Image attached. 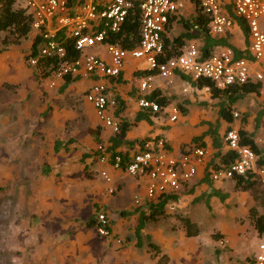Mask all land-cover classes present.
<instances>
[{"label":"crops","instance_id":"0c3cea01","mask_svg":"<svg viewBox=\"0 0 264 264\" xmlns=\"http://www.w3.org/2000/svg\"><path fill=\"white\" fill-rule=\"evenodd\" d=\"M177 6V13L175 14L177 19L181 17L185 20H191L196 14L195 10L198 9L195 0H177ZM227 11L231 14L230 7H228ZM178 25L180 26V31L173 36V32H176V26ZM259 27L264 32V18L260 19ZM184 32L183 27L174 20L170 29L165 33V37L171 41L172 38ZM189 32L192 34L198 33L195 27ZM208 35L214 38H226L234 51L238 50L244 54V56L239 58L251 60L248 51L249 38L248 36L245 38L236 20H233L231 28L224 35L214 36L209 33ZM3 36L4 33L0 34V85L7 88L8 86L6 87L5 84L21 85L22 83H27L28 85L25 87L27 88L31 87L33 85L32 81H34L37 88L39 87L40 89L37 91L38 94L43 92L48 97V101L51 99L49 114L43 113L47 131L51 135V150L48 151L49 156H47V160L51 159L52 162L49 165L51 169H49L47 164L44 165L41 168L40 175L26 177V182L21 183L18 186L19 188L17 187L21 201H27V211L23 218H19V222L15 226L17 234L15 235L16 242L12 252L19 254L14 257V264H99L101 261L106 264H125V260L132 264H134L133 262L135 264H157L156 259L151 260L150 257H147L148 261H145L146 259L143 257L139 259L133 252L128 250L125 254L127 258L119 256V252L125 245L123 234L125 235L129 231L125 223L114 218L116 217L115 214L121 216L132 215L133 219L130 224L132 233H134L133 223L138 215L134 211H145L147 207L145 205L147 200L145 193L148 181L145 178H131L124 172L113 169L110 165L99 163L96 151L97 145L110 146V140L115 134L100 124L92 105L85 98V92L92 81L76 79L63 91H60L63 80H55L54 86L49 87L52 78L41 76L36 78L34 68L30 67L25 60L26 55L30 53L34 39L37 38L36 33L32 30L24 39L25 41L22 39L18 45L11 44L5 47L1 45ZM191 43L197 45L199 49L203 46V40L200 37H194L185 40L182 47ZM99 55L104 59L108 58L102 50L99 51ZM23 58L29 66L25 70L22 66ZM135 64H138L137 61L128 56L121 75L117 79L109 81L112 98L116 96L124 102V109L118 115L116 114V106L109 109L111 116L117 122L133 123L136 115L144 112V109H140L138 106V99L142 95H140L137 85L138 76L144 73H134L133 67ZM252 71L259 73L261 79L258 80L253 76L248 83L260 82V94L244 96L230 106L232 109L237 107V109L241 110L242 107L240 105L247 103V98L251 95L264 96V65L253 64ZM180 75L182 74L176 75L172 84L155 77V90H158L161 96H164V91L166 90L172 94L174 92L173 102L170 103L169 100V104L163 107L160 113L156 116L155 114L151 115L149 118L150 123L139 121L132 124L127 130L124 140L133 143V149L122 145L117 148V151L128 152L130 155L133 153L136 143L146 139H162L165 141L167 149L171 153L178 155L184 150L195 147V145L198 146L200 142H193V139L202 137L201 142L204 143L202 146L206 148L207 156L204 163L197 166L194 177L176 191V208L185 206L182 202V195L189 190L192 192L189 196L194 200L197 198L195 194L197 190L206 188L205 190L214 189L222 193L224 188H231L235 194H238L236 204L240 208L239 211H229L231 222L234 224L233 228L219 224L221 234L225 236V238L219 236V239L222 238L219 243H225L228 248L232 249L233 244L237 242L241 243L242 247L245 248L247 242L245 244L241 234L238 235L237 233L245 232L247 227H251L245 218L248 214V209L255 206L254 201L247 192L235 191L232 180L203 181L205 174H208L211 167H209L210 161L214 153L217 152V149L212 147V139L204 135L209 125L212 128L216 125L219 127L218 133L221 138V146L218 152L220 154L228 152L225 149L223 136L230 125L218 118L220 106L227 104L223 98H217L221 102L217 110L218 122L214 125L213 121L207 120V112L208 109H211L210 105L214 104L215 99L210 97V93H208L209 98L202 96L203 93L205 95L207 91L209 92L208 88L198 89L190 84L188 76L186 77L189 79L186 78L188 79L186 80L181 78ZM190 81L193 80L190 79ZM58 91L61 94L57 95L56 92ZM26 94L27 92L23 91L21 95ZM59 100L62 102L59 103ZM175 104L177 105L174 106ZM172 107L177 108L180 112L178 119L174 122L169 120ZM179 107L186 111L185 115L182 114ZM260 111H264V103L253 118L254 125L252 129L246 122L245 124L241 122L238 128L243 127L245 131L252 133L255 144L258 147H264V133L259 127L264 120V116L259 123L256 124L255 122ZM244 117L246 121V115ZM203 119L204 121H202ZM237 119H233L231 126L238 130L237 127H233V123ZM224 124L226 128H223ZM254 130H256V133L260 132V134H254ZM55 134L56 136L54 137ZM55 143H58V151L54 149ZM43 169L44 172H42ZM101 170H106L110 175L112 180L110 185H107L101 178ZM109 187L114 189L111 195L107 193ZM230 195L229 193L226 199H230ZM135 199H139L138 204L134 203ZM21 201L20 205H22ZM61 203H63V206H60ZM125 207H128V209L132 208L131 212L120 210ZM83 208H86L87 211H82ZM101 211H104L110 219L111 237H101L97 235L95 224L92 227L85 224L91 219H94L95 222L97 213ZM17 212L21 213V211ZM259 212L262 213L263 211ZM188 215V212H182V216L189 218ZM192 221L198 225L195 220L192 219ZM176 223L177 221L172 224ZM171 226L168 230L169 235L164 240L163 235L157 238V235L150 228L146 229L147 226L141 231V236L144 230L147 232L146 237H149L158 246L160 255L165 254L167 256V261L161 264H216L212 256L203 254L207 248L212 246V243L204 240L205 236L201 231L196 237L187 238L181 229L171 230ZM198 227L200 229V225ZM163 234L165 233L163 232ZM117 239H120V244L116 243ZM252 245L253 242L250 241V246H247V249H250ZM133 246L136 249H141L143 242L140 248L137 246V241L133 243ZM145 253L148 256L147 248ZM243 255L244 253L241 254V256ZM220 258V264H228L230 261V257L221 256ZM232 263L230 261V264ZM3 264L6 263L3 262Z\"/></svg>","mask_w":264,"mask_h":264},{"label":"built area","instance_id":"2783aa9c","mask_svg":"<svg viewBox=\"0 0 264 264\" xmlns=\"http://www.w3.org/2000/svg\"><path fill=\"white\" fill-rule=\"evenodd\" d=\"M19 3L30 15L32 30L38 39L36 53L27 61L28 64L34 68L41 60H56L57 66L49 76L52 78L49 87L65 76L91 80L85 98L92 105L100 124L113 134L118 132L119 123L109 112L116 106L109 81L121 75L128 56L138 63L133 67L134 73L144 72L138 76V90L142 95L138 106L149 110L152 115L162 110L154 100L145 97L155 90V77L172 84L176 75L182 74L193 81L209 80L218 89L248 83L253 76L261 79V75L252 69L253 64L264 65V32L259 27L260 19L264 18V0H195L200 13L208 20L210 35H224L233 24L232 16L246 23L251 60L236 58L229 46L216 47L205 56L193 43L177 49L174 56H165L163 35L167 32L169 19L177 13V0H19ZM135 8L139 13V41L134 48L127 50L119 46L118 41L111 40L122 32L126 18ZM59 33L64 40H72L77 57L68 56L65 47L58 42ZM100 50L108 56L107 59L99 55ZM231 113L233 119L239 117L237 112ZM179 114L178 109L172 107L169 120L176 121ZM223 141L225 149L236 155V159L218 167L211 166L208 172L210 180L218 182L231 180L234 176H250L264 186V166H258L254 151L240 144L237 129L226 130ZM106 149L103 144L97 145L99 163L110 165L131 178L147 179L146 206L159 195L175 194L194 177L197 166L203 164L207 156L206 148L200 145L175 155L162 139L143 140L136 143L122 167L121 157L110 156ZM100 176L110 185L112 180L106 170H101ZM113 192L112 187L107 189L109 195ZM134 203L138 204L139 199ZM176 207L177 203L171 202L166 209L174 210ZM95 222L97 235L112 236L110 219L104 211L97 213ZM120 242V239L116 240V243ZM258 249L254 264H264V242Z\"/></svg>","mask_w":264,"mask_h":264},{"label":"rangeland","instance_id":"374dc122","mask_svg":"<svg viewBox=\"0 0 264 264\" xmlns=\"http://www.w3.org/2000/svg\"><path fill=\"white\" fill-rule=\"evenodd\" d=\"M176 29V32H173V36L179 33L180 26H176ZM22 64L24 70L29 68L24 58ZM32 84L31 87L27 88H25L28 85L27 83H22L21 85L5 84L6 87L8 86L7 88L0 85V264H3V262L6 264H14V257L19 254L12 252L16 242L15 235L17 234L15 226L19 222V218H23L26 215L27 201H21L18 186L26 182V177H36L40 175L41 168L44 165L47 164L49 169H51L49 165L52 162L51 159L47 160V156H49L48 151L51 150L52 142L51 135L47 131L44 115L47 113L49 114L51 110V99L48 101V97L43 92L38 94L37 91L40 90L39 87L37 88L34 81H32ZM23 91H26L27 94L22 96L21 94ZM206 93L205 95L203 93L202 96L209 98V92L207 91ZM56 94L59 95L61 93L58 91ZM164 96L167 97L171 103L174 100L175 94L174 92L172 94L166 90L164 91ZM247 99V103H244L242 106L240 105V107H242L241 110L237 109V107L234 109L230 107L232 112H237L240 115L239 118L234 121L233 127L238 128L241 122H243L242 118L246 115L244 124L245 122L248 123L252 129L254 125L253 118L264 103V96L251 95ZM58 102L61 103L62 101L59 100ZM220 102L221 100L215 99L214 104L210 105L211 109H208L207 112V120L213 121L214 125L218 122L217 110ZM63 104H65V102H63ZM176 105L177 104L174 106ZM201 107L205 108L204 106ZM202 121H204V119ZM224 127L225 124L223 128ZM259 127L264 133V120ZM253 132L256 135L260 134V132L256 133V130ZM55 136L56 134L54 137ZM205 189L197 190L195 193L197 198L194 200L189 196L192 193L190 190L184 193L182 195V202L185 206L182 208H175L174 210H169L167 208L166 213L169 217L159 218L157 222L147 223L145 225L147 226L146 229L148 230L150 228V230L157 235V238L163 235L164 240V238L169 235L168 230L170 226L176 221L174 215H182V212L186 211L189 214V218L195 220L198 225H200V231L205 236L204 240L212 243V246L207 248L203 254L212 256L216 264L221 263V256L230 257V261L233 262L232 264H254L255 257L258 255L259 244L264 242V234L258 236L252 226L247 227L245 232L237 233L238 235L241 234V238L244 239L243 242H245V244L247 242L246 245L248 247L250 246V241L253 242L250 249H247V246L243 248L241 243L237 242L233 244V248L231 249L228 248L225 243H219L222 238H211L212 233H217V235L225 238V236L221 234L219 224L228 225L230 228H233L234 224L231 222L229 211H239L240 207L236 204L238 194H235L231 188H224L222 193H227V195L230 193L231 195L230 199H225L221 202L217 197H208L207 193L209 190ZM20 201L22 205H20ZM60 206H63V203H61ZM131 209L132 208L128 209V207H125L120 210L131 212ZM17 211H21V213L19 214ZM82 211H87V209L83 208ZM115 211L118 212L119 210ZM115 216L114 218L126 224L129 231L126 232L125 235L123 234L125 245L119 252V256L125 257L128 250L133 252L137 258L141 259L143 257L146 259L145 261H148L147 257H150V254L148 253V256H146L145 253L147 232L145 230L142 232L143 247L141 249H136L133 246L136 240L133 236L130 224L133 219L132 215L127 214V216H121L115 214ZM163 232L165 234H163ZM129 242L131 243L127 245ZM242 253H244L243 256H241ZM125 261V264H132L128 262V260ZM230 261L228 264H230ZM133 263L135 264V262ZM99 264L106 263L101 261Z\"/></svg>","mask_w":264,"mask_h":264},{"label":"trees","instance_id":"16d2710c","mask_svg":"<svg viewBox=\"0 0 264 264\" xmlns=\"http://www.w3.org/2000/svg\"><path fill=\"white\" fill-rule=\"evenodd\" d=\"M196 14L191 20H185L183 18L177 19V15H174L171 19H169L167 25H166V31H168L172 25V22L176 20V23L180 24L183 29L185 30L184 33L179 34L178 36L174 37L169 41V39H166L165 34L163 35V41H164V47H165V56L171 57L176 55L177 49L181 48L184 44L185 40L194 38V37H200L203 40V46L200 48L203 55H208L213 48L215 47H224L229 46L230 44L226 38L223 37H211L208 35L207 32V24L208 20L206 17H204L199 9H196ZM233 20L237 21V23L240 25L242 32L247 38L248 36V28L247 25L245 26V22L237 18L235 16H232ZM197 29L196 34H192L189 32V30L193 28ZM139 13L138 10L135 8L130 15L126 18V21L123 26V30L119 35H116L111 42L118 41L119 46H121L124 49L130 50L134 48L139 41ZM32 31V19L30 15L28 14L27 10L21 6L19 3V0H0V34L4 33V36L1 39V45L8 46V45H18L20 44L22 39H25L29 33ZM58 42L65 47L68 56L71 58H75L78 56V52H76L72 47V40L67 39L64 40L62 38V34H58ZM38 44V39L35 38L32 46L30 48V53L26 55L25 60L28 61L31 57H33L36 53V47ZM169 47V48H168ZM234 55L236 58H239L241 56H244V54L238 50L234 51ZM56 60H45L40 61L38 64L34 67V74L35 77H49L52 71L56 68ZM144 73V72H143ZM181 78H188L184 75H180ZM189 79V78H188ZM186 79V80H188ZM76 81V79H73L69 76H65L63 78V85L61 87L60 91H63L70 83ZM189 82L192 86H196L198 89H201L203 87L208 88L210 97L212 99L217 98H223L225 103L227 105H221L218 110V118L226 122L228 125V129H231L233 117L230 110V106L235 104L238 100L243 98L244 96L248 94H260L261 91V83H245L239 86H231L226 89H218L216 88L212 82L206 79H197L196 81H190ZM148 100H154L161 108L167 106L169 104V99H167L164 96H161L160 92L158 90H154L150 94L145 96ZM116 101V114L118 115L120 112L124 109V102L117 98L116 96L113 97ZM182 114L185 115L186 111L179 107ZM158 113L155 114V116ZM152 114L149 112V110H144L143 113H138L134 119L133 123L121 121L119 123V129L118 132L114 135V137L110 140V146L107 147L106 151L110 154V156L119 155L122 159V167H124V161L125 163L129 159V153H123L121 151H117V148L119 146L125 145L129 146L130 149H133V143L126 142L124 140L125 134L129 127L132 124H135L139 121H145L147 123H150V116ZM264 116V111H260V113L256 117V124L259 123L260 119ZM242 123H244L245 118H242ZM219 127L209 125L208 130L204 133V135L209 136L212 139V147L214 149H217V152L214 153L212 160L210 161L209 167L214 166L218 167L221 165L228 164L230 162H233L236 159V155H234L232 152L228 151L226 154H220L218 152L220 146H221V138L218 133ZM238 134L240 137V144L243 146L249 147L252 151L255 152V154L258 157V166H264V147H258L254 140L252 133H248L244 130L243 127L238 128ZM201 139H193V142H200L198 145L202 146L204 145L203 142H201ZM149 140V139H146ZM198 140V141H197ZM167 147V146H166ZM55 151H58V143H55L54 145ZM44 172V169L42 170ZM209 173L205 174V177L203 181L207 182ZM234 182V190L239 192H247L252 200L255 203V206H252L248 209V214L246 216V220L249 222V224L253 227L255 232L258 236H261L264 234V186L260 184L257 180L252 179L250 176H234L231 179ZM210 184V183H209ZM208 197H217L221 202H223L227 198V194H223L219 192L218 190L211 189L209 193L207 194ZM177 201L175 194H162L159 195L154 202H151L147 204L145 211H134L135 213H138L135 222H134V233L133 236L135 237L137 241V246L140 248L142 247V236L141 231L144 229L145 225L147 223H153L157 222L159 218H167L169 217L166 213V206L167 204L173 202L175 203ZM259 211H263L260 213ZM175 220L177 221L176 224H172L171 230L181 229L185 236L187 238L196 237L200 229L198 225L193 222L190 218L187 216L182 215H174ZM94 219L89 220L85 224L89 227L94 226L95 222ZM212 237L215 239H219V235L217 233L212 234ZM147 238V244L146 248L148 253L150 254L151 259H156L157 264H161L167 261V256L165 254L160 255V249L158 246L151 241L149 237ZM253 262V261H252Z\"/></svg>","mask_w":264,"mask_h":264}]
</instances>
